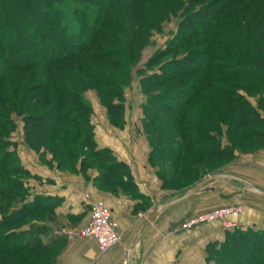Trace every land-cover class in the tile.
<instances>
[{
	"label": "trees",
	"instance_id": "trees-1",
	"mask_svg": "<svg viewBox=\"0 0 264 264\" xmlns=\"http://www.w3.org/2000/svg\"><path fill=\"white\" fill-rule=\"evenodd\" d=\"M172 18L177 30L141 65ZM135 75L162 189L186 192L205 170L264 148V0H0V264H57L61 250L44 222L62 198L31 193L17 117L26 146L52 154L41 158L50 167L87 180L96 169L98 189L147 201L130 164L99 146L85 95L97 90L110 124L123 126ZM37 120L47 121L39 131ZM167 162L191 179L175 188ZM207 253L215 264H264V229H227Z\"/></svg>",
	"mask_w": 264,
	"mask_h": 264
},
{
	"label": "crops",
	"instance_id": "crops-1",
	"mask_svg": "<svg viewBox=\"0 0 264 264\" xmlns=\"http://www.w3.org/2000/svg\"><path fill=\"white\" fill-rule=\"evenodd\" d=\"M96 140L100 147L112 148L121 160L130 164L140 192L147 201L102 191L92 182L97 171L89 172L92 179L87 180L80 173L50 167L41 161L38 153L28 149L29 159L22 162L34 176L28 180L31 193L62 198L52 215L53 220L44 222L50 237L61 241L57 264H214L207 259V245L224 240L221 223L200 225L191 230L183 229L182 225L192 216L227 203L245 206L243 213L236 217L241 227L264 229V198L236 185L228 192L223 189L217 192L213 188L203 192L201 188L163 208L153 223L145 227L151 212L163 205L160 199L168 194L157 182L149 165V144L144 139L137 143L134 138L112 140L104 135L99 138L97 131ZM128 142H133L134 152ZM228 171L264 190V149L238 155L228 166ZM98 200L110 207L122 233L121 242L106 253L100 252L94 239L80 236L71 239L64 233L65 229H71L67 226L78 228L85 225L90 218V204Z\"/></svg>",
	"mask_w": 264,
	"mask_h": 264
},
{
	"label": "rangeland",
	"instance_id": "rangeland-1",
	"mask_svg": "<svg viewBox=\"0 0 264 264\" xmlns=\"http://www.w3.org/2000/svg\"><path fill=\"white\" fill-rule=\"evenodd\" d=\"M14 1L17 2L18 5H22V3L24 4L26 0H14ZM13 9L16 10V8H13ZM13 19L15 22L20 23L19 21L21 20V16L19 14H17L16 16H14ZM178 22H179L178 18H172L171 21H168L164 24V27L160 32H154V36H153V38H151L152 43L150 45H148L143 51V58H142V61L140 62L141 65H143L147 61V59L150 57V55H152L153 52L158 47L163 46L168 41V39L171 37L172 33H174L177 30ZM11 74L12 73H8V75H11ZM139 79L140 78L135 75L131 88L126 89V97H127L126 117H127V119H126V123L123 126L112 127L113 125L112 126L110 125L108 114H107L108 108H107L104 100H102L100 98L97 90L91 89L85 93L86 97L88 98V100L93 105V109H94L93 122L96 125V131L98 133L99 138L101 137V135H104V137H106L107 139H112V140H115V139H126L127 140V139H133L134 138V140H136L135 142H137V143L139 140L144 139L146 141V143H148L150 146L149 140L147 139V137L143 131V128H142V118H143L142 104L145 102V96L141 92ZM224 84H226V83H224ZM257 98H258V96H256V97L254 96L251 98V100L253 102H256ZM16 122H17L18 128H17V131L14 133L13 136H14V140L19 143L18 153H19L20 159H21V161H25V159H29V156H30L28 153L29 148L26 146V144L24 142L25 132L23 129L24 128L23 122L19 117H17ZM46 122L47 121H44V120H39V121L37 120L35 123H33L34 124L33 128L36 131H39L40 128L42 127L41 123H43V125H45ZM39 125L41 126L40 128H39ZM129 145H131V147H130L131 149L130 148L129 149L132 152H134L133 142H131V144L129 143ZM261 149H264V148H261ZM261 149H259V150H261ZM259 150H257V151H259ZM32 151H34V150H32ZM257 151H254V152H257ZM34 152H36V151H34ZM132 152H130V153H132ZM38 154H39L40 158H42V159L44 158L45 160H51V158H52V154H50L49 152L44 151V150H41L40 152H38ZM237 157H238V155L235 157V159ZM234 160H232L230 163L229 162L226 163L224 166H222L220 168L219 167H217V168L213 167V168L207 169V170H205L206 174L205 175L203 174L202 176L205 179V178L209 177L207 175L213 171H215L214 174L226 173V174L231 175L232 173H229L228 166L231 165ZM22 163H25V162H22ZM53 163L56 164V162H53ZM170 163L171 162L166 163V165L164 166V170L167 172L168 176L173 177V180L177 184L175 186V188H178L177 187L178 184H185L186 180L191 179L190 178L191 176L190 177H187V176L184 177V171L183 170H181V172H178V171L174 172V168L171 167L172 165ZM151 168H153V167L151 166ZM157 170H158L157 168H153V171L155 172V174H156ZM91 171H97V170L93 169V168H89L87 171L88 172L87 177L89 175V172L91 173ZM63 172L71 173V171H68V170L63 171ZM200 172L201 171L199 170V174H201ZM73 174H75V173H73ZM182 175H183V177H182ZM156 178H157V182L161 185L162 181L158 178V176H156ZM234 185L240 186L241 188H244V186L241 182L233 180V179L224 178V179H215V180L211 181L205 187H203L200 191L207 192V191H212L214 189L218 192L220 189H223V191L228 192L230 189L231 190L234 189L233 188ZM165 191L168 192V194L164 197V199H162V200L160 199V202H163L162 204L169 202L171 200H175V199L181 197L185 193L184 189L183 190H178V189L172 190L171 189V190H165ZM110 193H112V192H110ZM117 193L123 194L121 190L117 191ZM208 193H211V192H208ZM158 195H159V193H158ZM100 201H102V200H100ZM18 203H19L18 200L11 201V204L14 206L18 205ZM235 205H241L245 208V206L243 204H240V203H238V204H228L227 203L226 205L219 206L218 208L227 207V206H235ZM155 209H154V211H155ZM154 211H152V212H154ZM209 211H212V210H209ZM152 212H151V215H152ZM205 212H208V211H205ZM205 212H202V213H205ZM202 213H200V214H202ZM151 215L149 216V218L151 217ZM45 217H46L45 218L46 221L53 220L52 215H50V214H47ZM192 217H194V216H192ZM192 217H190V218H192ZM236 217H239V216H236ZM236 217L234 218L235 220H236ZM216 222L221 223V228H222L221 230L225 231V233H226L228 228H226L223 225L222 220H216L213 222L204 223V224H200V225H207V224H212V223H216ZM200 225L193 226L192 228H186L185 230H191V229H193L197 226H200ZM238 225L240 226L239 222H238ZM67 227H70L71 229L76 228L75 226H67ZM182 228H183V225H182ZM222 241L223 240H221V242Z\"/></svg>",
	"mask_w": 264,
	"mask_h": 264
},
{
	"label": "built area",
	"instance_id": "built-area-1",
	"mask_svg": "<svg viewBox=\"0 0 264 264\" xmlns=\"http://www.w3.org/2000/svg\"><path fill=\"white\" fill-rule=\"evenodd\" d=\"M244 207L241 205L217 208L199 215H196L183 223V228L222 220L223 225L228 229L238 227V222L234 219L243 213ZM64 233L69 238L77 236L94 239L99 245L101 253H106L112 247L118 245L122 240V233L118 222L113 218L110 207L104 201H94L90 204L89 221L75 229H65Z\"/></svg>",
	"mask_w": 264,
	"mask_h": 264
},
{
	"label": "water",
	"instance_id": "water-1",
	"mask_svg": "<svg viewBox=\"0 0 264 264\" xmlns=\"http://www.w3.org/2000/svg\"><path fill=\"white\" fill-rule=\"evenodd\" d=\"M224 178H227V179H233V180H236V181H239L243 184L244 186V189L248 192H252V193H255L261 197L264 198V190H262L261 188L255 186L254 184L248 182V181H245L237 176H234V175H230V174H226V173H220V174H214V175H211L205 179H202L201 181H199L198 183H196L195 185H193L192 187H190L181 197L175 199V200H172V201H169L168 203H165L163 205H161L160 207H158L151 215V217L148 219V221L146 222L145 224V227H149L155 217L158 215V213L165 207L167 206H170L171 204L175 203V202H178L182 199H185L189 196H191L192 194L196 193L197 191H199L201 188L205 187L208 183H210L211 181L215 180V179H224Z\"/></svg>",
	"mask_w": 264,
	"mask_h": 264
}]
</instances>
